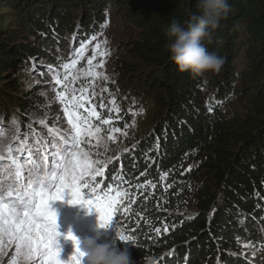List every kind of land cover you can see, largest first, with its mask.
<instances>
[{
	"label": "trees",
	"instance_id": "16d2710c",
	"mask_svg": "<svg viewBox=\"0 0 264 264\" xmlns=\"http://www.w3.org/2000/svg\"><path fill=\"white\" fill-rule=\"evenodd\" d=\"M227 3L229 13L203 43L225 59L218 73L211 72L215 100H245L241 115L227 114L221 104L209 107L202 76L179 72L169 59L165 30L172 21L187 27L200 15L198 0H0V83L17 94L11 100L25 119L42 110L45 99L20 90L22 72H29L31 59L56 64L61 55L56 51L64 49L61 37L72 33L80 14H87L83 33L111 7L139 28L138 37L126 44L129 66L123 74L136 70L131 63L154 68L151 75L139 73L147 93L154 92L157 119L130 158L103 180L135 194V203H128L134 217L121 222L133 239L118 243L133 264H264V0ZM241 28L250 35L247 44ZM244 45L248 58L238 72L233 63ZM51 106L46 107L53 120L58 111ZM165 173L169 182L163 191L135 187L146 181L157 186ZM183 205L192 212L174 214ZM244 244L254 255L242 254Z\"/></svg>",
	"mask_w": 264,
	"mask_h": 264
},
{
	"label": "snow or ice",
	"instance_id": "6c2138e0",
	"mask_svg": "<svg viewBox=\"0 0 264 264\" xmlns=\"http://www.w3.org/2000/svg\"><path fill=\"white\" fill-rule=\"evenodd\" d=\"M91 39L95 40L96 36ZM84 43L81 41L82 46L74 50L77 57L84 55ZM96 47L99 49L100 45ZM94 59L95 55L87 61L89 66H93ZM77 63L78 60L73 59L71 64L64 63L62 67L65 70L74 69ZM95 67H103V61ZM48 70L52 72V66H48ZM86 74L103 76V73L93 71ZM74 79L70 80L65 74L63 81L67 83L63 90L53 89V101L58 100L64 105L63 114L70 128L61 131L50 126L47 112L43 117H30V121L42 126L40 131L33 122L22 130L16 117L10 121V127L5 128L3 117H0V254L14 245L11 264H32L33 261L38 264H62L58 243L61 234L57 231V213L51 205L55 201H63L66 196L69 197V204L87 206L89 213L94 210L101 228L107 229L115 221L119 241L127 243L133 239L123 230H118L121 217L117 213L122 207L125 213L128 212V207L123 206L124 201L127 199L130 204L135 203L134 199H130L135 194L128 188L113 184L101 189L102 181H98L97 177L104 176L113 157L102 158V153L94 154L91 147H85L91 144V139L100 144L104 139L100 135L102 131L108 141L115 142L111 133L121 129H102V125L110 124L111 118H105L96 110L94 101L97 93L94 89L89 93V86L83 84L79 89L68 87ZM52 80L56 85L62 83L58 72L53 74ZM101 91L107 89L102 88ZM41 95L44 93L41 92ZM110 103L114 104L115 99ZM99 107H106L102 98ZM43 129H47V136L41 134ZM112 179L127 183L122 176L113 175ZM148 186L156 187L152 181L135 185L137 189ZM164 230H168L167 224ZM155 232L160 234L161 229L157 227ZM64 238L72 241L74 247L68 264L70 261L71 264H82L83 253L76 237L69 231Z\"/></svg>",
	"mask_w": 264,
	"mask_h": 264
},
{
	"label": "rangeland",
	"instance_id": "374dc122",
	"mask_svg": "<svg viewBox=\"0 0 264 264\" xmlns=\"http://www.w3.org/2000/svg\"><path fill=\"white\" fill-rule=\"evenodd\" d=\"M257 0H250L251 4L256 3ZM78 12L77 14H79ZM80 19L75 18L71 34L62 35L61 43L64 44V49L57 50V53L61 55L56 59L57 63H49L46 59H31L29 65V72L25 76L22 72L19 78L20 90L22 92L36 91L37 95L45 99V104L41 106L38 111H31L28 114H24L26 119L20 116L19 111L16 106L12 103L11 99L16 98L17 94L11 90L9 87L5 86V82L0 83V117H3L4 127H10V121L13 117H16L22 126H26L29 122H33L34 127L37 131H40L42 126L34 121H30V117H43L45 113H48L47 123L61 131L70 128L67 124V117L63 114V107L58 100L53 101L55 96V91L63 90L64 84L67 82L63 81V76L65 74L69 75V79L74 82L69 84V88L79 89L81 85L89 86V93L94 89L97 93V97L94 101L96 105V110L102 114L105 118L110 117L111 122L108 125H102V129L108 130L111 128H120V132L111 133L114 136L115 142L108 141L105 136V132H101L100 144H97L95 139H91V144H86L85 147H91L93 153H102V158L113 157L111 163L105 169V173L113 166H115L119 161L127 160L130 156L131 151L144 142L146 136L153 132V120L156 117V106L152 102V97L154 92L147 93V89L144 88L142 78L143 74L139 72L149 71L151 75L154 68L151 66H146L144 64H133L130 67L135 68V71H130V75L123 74L125 72L124 67H128L129 56L126 50V44L137 38L140 32L137 25L132 19H128L120 9L116 7H111L102 11V17L99 20L93 21L89 27L87 33H83V22L87 19V14H80ZM86 17V18H85ZM51 34H54L52 32ZM241 41L243 44L248 43V38L250 35L244 33V30H240ZM96 36L95 40L91 37ZM31 37V36H28ZM30 41H34L31 37ZM81 41H84L85 52L82 57L76 56V51L82 45ZM99 44L100 48L97 49L96 45ZM245 48V49H243ZM241 46L238 51V56L235 59L233 65L234 69L238 72L244 69V64L248 58V46ZM60 49V48H59ZM101 53H104L101 55ZM95 55L93 60V66H89L87 61ZM73 59H77L78 63L76 67L69 68L65 70L62 65L64 63L71 64ZM103 61V67H95ZM35 62V66H34ZM48 66H52L53 71L48 70ZM89 71L96 73H103V76H90L87 75ZM55 72L60 74L62 83L56 85L52 76ZM41 73H43L41 75ZM212 73L208 72L202 76L201 81V92L207 105L213 107L215 105H223V109L229 115L236 114L241 115L246 105V101H239L237 99L230 98L227 101H216V84L213 80ZM14 76V74H13ZM104 77H107L105 79ZM51 81V83H49ZM237 86H240V82H236ZM45 85V88L43 87ZM107 89V91H101V89ZM55 89V91H53ZM41 92L44 95H41ZM79 95V92L76 93ZM102 102L106 105L105 108H100L99 104ZM115 99V103L112 104L110 101ZM47 105H52L48 109L56 110L54 114V119H50L52 114L47 110ZM46 108L44 110L43 108ZM142 110V111H141ZM23 113V112H21ZM85 115H87L85 113ZM52 121V122H51ZM96 123H99L98 121ZM42 135L47 136V129H43ZM10 135V133H9ZM130 158V157H129ZM104 173V176H105ZM104 176L97 177L98 181H102L101 189H104ZM158 178V183L156 188L163 191L169 182L168 178L165 176ZM124 188V187H122ZM151 191V186L146 187V189ZM132 199V197H130ZM69 197H65L64 200L55 201L52 203L51 207L57 213V231L61 234L59 238L60 246V256L62 264H68V261L72 254L74 253V247L72 241L65 240V236L71 231V233L83 240L84 238L94 237L96 235L95 229L98 225L97 214L94 210L89 213L87 206L76 205L72 206L68 203ZM129 200L124 201L123 206L128 207ZM129 209V208H128ZM192 212V209L183 205L174 214H181L183 216H188ZM118 216L121 217L120 225H118V230H123L124 234L127 235L123 229L121 222L123 219L128 217H134L133 213H128L123 211V207ZM116 222L114 221L111 226L107 229L100 230V240L98 243L114 245L118 248L119 238L116 234ZM242 254L248 255L252 252L250 245H243ZM253 253V252H252ZM14 256V245L9 246L3 254H0V264H11V259ZM32 264H38L37 261H33ZM71 264V261L69 262Z\"/></svg>",
	"mask_w": 264,
	"mask_h": 264
},
{
	"label": "clouds",
	"instance_id": "9594fccd",
	"mask_svg": "<svg viewBox=\"0 0 264 264\" xmlns=\"http://www.w3.org/2000/svg\"><path fill=\"white\" fill-rule=\"evenodd\" d=\"M198 8L200 15L194 16L187 27L172 21L166 28L165 35L170 41L169 59L174 62L178 71L199 77L208 72L218 73L225 63L224 57L209 52L203 41L210 40L212 31L218 28L221 19L227 16L230 6L227 0H198ZM101 229L104 228L98 224L94 237L83 240L76 237L83 253L82 264H133L126 249L98 243Z\"/></svg>",
	"mask_w": 264,
	"mask_h": 264
}]
</instances>
